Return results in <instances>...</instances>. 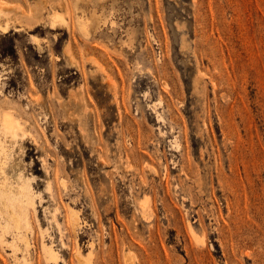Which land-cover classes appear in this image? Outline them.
<instances>
[{
  "label": "rangeland",
  "instance_id": "374dc122",
  "mask_svg": "<svg viewBox=\"0 0 264 264\" xmlns=\"http://www.w3.org/2000/svg\"><path fill=\"white\" fill-rule=\"evenodd\" d=\"M0 23V264H264V0H0Z\"/></svg>",
  "mask_w": 264,
  "mask_h": 264
},
{
  "label": "bare ground",
  "instance_id": "6f19581e",
  "mask_svg": "<svg viewBox=\"0 0 264 264\" xmlns=\"http://www.w3.org/2000/svg\"><path fill=\"white\" fill-rule=\"evenodd\" d=\"M63 18L59 15H56L54 17V23L58 22L60 20H62ZM63 21V20H62ZM85 22V21H84ZM53 23V25H55ZM1 24V23H0ZM60 24V23H59ZM8 25L6 24L7 27ZM3 27V28H4ZM0 28H2V26L0 25ZM22 130V125L20 122H18L15 118H13L10 114L6 113L4 114V117L2 119V123H1V127H0V158H1V150L4 148V142L6 138H15L17 139V137L20 135V131ZM4 139V140H3ZM4 163V161H3ZM7 167V164H6ZM13 169V168H12ZM11 170V169H10ZM4 174L6 175V178H9L10 181H13L10 179V177L8 176L7 172H4ZM10 175V174H9ZM19 178H23V176H19ZM23 188V187H22ZM0 212H3V214L9 218L11 217L12 220H14L13 222L15 223V226L19 227V223L18 221H16L15 217L11 214L6 213L5 208H9L13 211L16 210V203L14 202V196H11L10 194H7L5 192V190L0 189ZM27 217V216H26ZM76 225H77V221H76ZM0 236L4 237V234L2 232H0ZM46 251H48L47 253H49L48 255L50 256V258H55L57 257L55 250L53 247L49 246L46 247ZM79 251V250H78ZM81 254V252L79 253ZM80 257V256H79ZM26 258V257H24ZM26 261V260H25ZM82 261V260H81ZM27 262V261H26ZM28 263V262H27Z\"/></svg>",
  "mask_w": 264,
  "mask_h": 264
}]
</instances>
